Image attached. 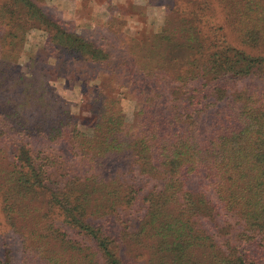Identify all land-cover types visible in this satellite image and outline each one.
<instances>
[{
	"label": "trees",
	"instance_id": "1",
	"mask_svg": "<svg viewBox=\"0 0 264 264\" xmlns=\"http://www.w3.org/2000/svg\"><path fill=\"white\" fill-rule=\"evenodd\" d=\"M219 2L239 47L203 35V0H149L165 8L161 31L122 36L125 56L111 64L107 45L42 1H0L1 212L22 264H259L246 246H264V0ZM33 30L108 73L114 89L95 91L89 131L48 70L33 59L24 70ZM116 89L137 99L131 117ZM33 140L63 145L67 159L34 154ZM134 170L156 185L142 195L124 177Z\"/></svg>",
	"mask_w": 264,
	"mask_h": 264
},
{
	"label": "rangeland",
	"instance_id": "2",
	"mask_svg": "<svg viewBox=\"0 0 264 264\" xmlns=\"http://www.w3.org/2000/svg\"><path fill=\"white\" fill-rule=\"evenodd\" d=\"M1 1V0H0ZM42 1L43 10L53 19L69 22L72 28L84 39L98 46L107 45L106 51L113 55L111 64L122 61L127 45L122 38L131 37L140 41L151 34L161 31L163 25V6H151L149 0H39ZM162 3H173L174 0H161ZM206 8L201 13L203 20L200 27L204 36H211L218 44L227 43L233 47H239L236 34L224 7L219 0H203ZM47 34L40 30H33L27 38L25 53L22 60L24 70L35 60L39 68L48 70L52 85L57 92L71 105L72 111L80 119V128L89 131L94 124V118L90 113L91 100L95 91L107 89L113 92L109 83L107 72L100 71L98 65L77 60L69 53H56L48 46ZM85 66V67H84ZM81 67H84V71ZM122 71V70H121ZM167 84V83H163ZM118 90L119 98L129 117L137 107V99L128 93L127 89ZM30 142V141H29ZM33 153L45 149L40 140H33L30 145ZM47 152L61 154L67 159L68 153L63 145H53ZM66 168V173L71 169ZM65 169V168H64ZM63 168L60 172H63ZM124 177L135 183L143 195L153 188L156 183L136 170L127 172ZM201 182L193 179L191 184L198 187ZM142 202H139L134 210L129 212L126 220L134 228L138 219L145 213ZM222 216L213 224H219ZM60 221V220H59ZM58 221V223H60ZM211 223H206V227ZM246 250L259 264H264V246L258 243L247 244ZM0 256L6 257L9 264H22L23 254L20 241L13 235L4 221L1 212L0 199Z\"/></svg>",
	"mask_w": 264,
	"mask_h": 264
}]
</instances>
